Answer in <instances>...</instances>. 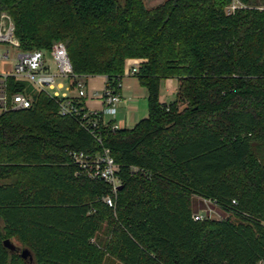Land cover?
Segmentation results:
<instances>
[{"label":"trees","instance_id":"trees-1","mask_svg":"<svg viewBox=\"0 0 264 264\" xmlns=\"http://www.w3.org/2000/svg\"><path fill=\"white\" fill-rule=\"evenodd\" d=\"M0 0L23 51L66 48L72 71L120 89L137 62L147 116L99 123L62 116L46 92L7 76L29 108L0 111V264H264V5L250 0ZM175 78V100L159 85ZM102 147L119 167L115 206L70 152ZM130 166L145 174H132ZM208 200L221 219L195 220Z\"/></svg>","mask_w":264,"mask_h":264},{"label":"built area","instance_id":"built-area-1","mask_svg":"<svg viewBox=\"0 0 264 264\" xmlns=\"http://www.w3.org/2000/svg\"><path fill=\"white\" fill-rule=\"evenodd\" d=\"M234 7L236 5L232 4L231 8ZM0 43L16 51L12 58L9 49L0 47V62L3 60L14 61L10 71L0 73V111L26 109L31 105V97L25 93L16 92L10 96L7 95L5 80L7 76H13L19 81L28 83L37 91L46 92L58 103L60 115L78 119L80 125L100 142L96 130L99 128L100 121L103 123L102 114L100 112H86L84 106L86 82L83 80L85 77L73 73L66 48L62 42H54L49 50L33 49L23 51L20 49L19 40L14 34V25L10 16L5 12H1ZM45 51L50 53L53 70L46 58ZM136 72L137 64H133L125 70V73L129 75H135ZM98 95L103 103V111L114 114L121 101L119 91L114 92L111 87L105 85L103 92ZM111 128L114 130L119 127L116 124H111ZM70 158L84 176L103 181L109 185L110 192L102 197V201L107 206L114 207L121 180L118 164L110 155L109 148L102 147L95 154L72 151L70 152ZM129 171L132 174L146 173L137 166H130ZM204 217L206 216L200 213L193 215L195 220Z\"/></svg>","mask_w":264,"mask_h":264},{"label":"crops","instance_id":"crops-1","mask_svg":"<svg viewBox=\"0 0 264 264\" xmlns=\"http://www.w3.org/2000/svg\"><path fill=\"white\" fill-rule=\"evenodd\" d=\"M133 64V61H128L127 65ZM128 68V67H126ZM86 84H90L91 90H99L101 86L103 87L106 83V77L103 75H93L85 77ZM175 79V78H174ZM176 80V79H175ZM100 81V86L95 85V82ZM99 84V83H98ZM177 89V80H176V87ZM97 93V95H95ZM100 92L95 91L92 96L90 97V101H86L84 99V106L87 108L89 103H92V106L98 105L102 110L100 113L102 114V121L103 123L110 122L111 124H116L119 128H131L133 127L140 119L145 118V105H147L146 99V90L145 88L139 83L137 77L133 76H122L120 82V89L119 94L121 96V101L117 106V109L114 114H109L103 111V103L101 98L99 97ZM96 112V111H94ZM108 114L110 117L106 121L104 116ZM118 120V121H117Z\"/></svg>","mask_w":264,"mask_h":264},{"label":"rangeland","instance_id":"rangeland-1","mask_svg":"<svg viewBox=\"0 0 264 264\" xmlns=\"http://www.w3.org/2000/svg\"><path fill=\"white\" fill-rule=\"evenodd\" d=\"M145 5L147 7H152V6H155L161 2H163L164 0H143ZM252 1V3H255L257 5H264V0H250ZM234 5L236 6H239L242 4L239 2V0H234ZM0 47L2 49H9V52H10V55L11 57L13 58V56L15 55V50L10 48L9 46L3 44V43H0ZM45 54H46V58L48 60V62L50 63L51 65V68L53 70V64H52V60H51V56H50V53L49 51H45ZM130 61H133V64H137V62L135 60H129ZM13 60H9V61H1L0 62V73H5V72H8L11 70V66L13 65ZM131 64V65H133ZM131 65H127L126 67H129ZM125 76H133V75H129V74H126L124 73V77ZM83 80L86 81V79L84 78ZM99 83V84H98ZM95 85H98L100 86V81L99 82H95ZM104 87L105 85L99 89V90H91L90 89V84H86L85 85V88H86V101H90V97L92 96V94L97 91V92H100L102 93L103 90H104ZM176 80L174 78H165L163 80H161L160 82V85H159V92H158V95H159V100L161 102H165V103H170L172 101L175 100V97H176ZM101 103V102H100ZM100 103L98 102V105H95V106H92V103H89V106L86 108V112H100L102 110L101 106H100ZM147 112H148V108H147V105H145V113L147 116ZM110 116L108 114H106L104 116L105 120L107 121L108 118ZM118 121V120H117ZM198 201L196 202V207L198 208L197 210V213H200L202 215H205L206 217L208 218H211V219H221L225 216V213L219 209L217 207V205H215L213 202L211 201H208V200H199L197 199ZM10 240L18 247L19 251L17 252L18 254L20 253V251L23 249V248H28L27 246H25L23 243H21L20 241H18L14 236L12 237H9ZM104 264H116L115 262H113L112 260H106Z\"/></svg>","mask_w":264,"mask_h":264},{"label":"water","instance_id":"water-1","mask_svg":"<svg viewBox=\"0 0 264 264\" xmlns=\"http://www.w3.org/2000/svg\"><path fill=\"white\" fill-rule=\"evenodd\" d=\"M121 185L118 187V189H121ZM3 246L6 247L8 250L12 251H19L18 247L8 238L4 239L2 241ZM20 257L24 260H27L29 262V264H32V255L30 253V251L27 248H23L20 253H19Z\"/></svg>","mask_w":264,"mask_h":264},{"label":"flooded vegetation","instance_id":"flooded-vegetation-1","mask_svg":"<svg viewBox=\"0 0 264 264\" xmlns=\"http://www.w3.org/2000/svg\"><path fill=\"white\" fill-rule=\"evenodd\" d=\"M18 252V251H17Z\"/></svg>","mask_w":264,"mask_h":264}]
</instances>
